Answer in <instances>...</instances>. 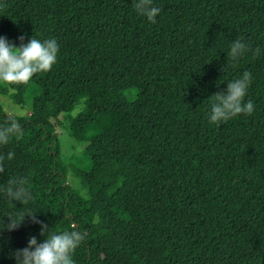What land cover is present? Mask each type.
I'll return each mask as SVG.
<instances>
[{"label":"trees","instance_id":"16d2710c","mask_svg":"<svg viewBox=\"0 0 264 264\" xmlns=\"http://www.w3.org/2000/svg\"><path fill=\"white\" fill-rule=\"evenodd\" d=\"M151 2L155 22L136 0H0V36L59 46L48 72L14 93L0 83L30 107L14 117L0 105V129L20 126L0 144V188L26 176L39 222L0 233V264L40 242L41 224L83 234L74 264H264V0ZM237 38L250 50L232 61ZM245 71L253 113L211 125L210 97ZM65 124L84 147L67 164ZM11 211L0 195V218Z\"/></svg>","mask_w":264,"mask_h":264},{"label":"clouds","instance_id":"9594fccd","mask_svg":"<svg viewBox=\"0 0 264 264\" xmlns=\"http://www.w3.org/2000/svg\"><path fill=\"white\" fill-rule=\"evenodd\" d=\"M134 11L143 16L147 21L155 22L160 13L159 7L152 4L151 0H136ZM19 46L9 42L0 36V83L7 85V91L14 93V86L23 85L36 73L48 72L56 63L59 46L54 38L40 40L32 36L24 42V37L17 38ZM249 45L242 38H237L230 43L228 55L232 61H237L249 51ZM251 74L245 71L239 78L228 81L224 91H218L211 96V103L207 112V120L211 125H219L231 118L241 114L251 115L254 104L247 100V92L251 83ZM19 124L10 120L6 128L0 129V144H7L9 140L18 135ZM14 154L9 151L6 159H13ZM0 156V160L4 159ZM28 178L26 176L12 177L7 185L0 188V195L11 206L12 211L0 218V233L11 232L17 229L25 217L33 219L35 214L31 213L29 205L31 193L27 188ZM19 204L16 208L14 205ZM94 218L93 222H97ZM7 220V224H5ZM49 228L40 225V242L35 236L27 241L23 249L10 253L9 258L13 264H74L72 253L81 244L83 234L79 231H63L48 234Z\"/></svg>","mask_w":264,"mask_h":264},{"label":"rangeland","instance_id":"374dc122","mask_svg":"<svg viewBox=\"0 0 264 264\" xmlns=\"http://www.w3.org/2000/svg\"><path fill=\"white\" fill-rule=\"evenodd\" d=\"M0 105L2 106L3 110L10 116L23 117V116H28L30 114L29 104L21 108V107L14 105L7 97L1 96V95H0ZM79 110H80V107H77L70 114V116H74ZM56 133H57L58 141L60 144V152H61L62 160L64 161L65 164L69 163L67 162L68 160L66 159L74 157V156H80L83 153L84 147L81 144L74 141L69 136L68 131H67V124L56 128ZM38 145L39 143L36 142L33 146L29 148H25L24 149L25 153L27 154L32 153L37 148ZM67 181L73 187L74 190L76 189L81 190L80 181L77 179H74L70 172H68L67 174ZM79 193L85 196L84 191L82 192L79 191Z\"/></svg>","mask_w":264,"mask_h":264}]
</instances>
